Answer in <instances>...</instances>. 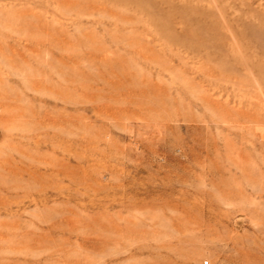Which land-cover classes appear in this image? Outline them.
<instances>
[{"label":"rangeland","instance_id":"1","mask_svg":"<svg viewBox=\"0 0 264 264\" xmlns=\"http://www.w3.org/2000/svg\"><path fill=\"white\" fill-rule=\"evenodd\" d=\"M0 264H264V0H0Z\"/></svg>","mask_w":264,"mask_h":264}]
</instances>
